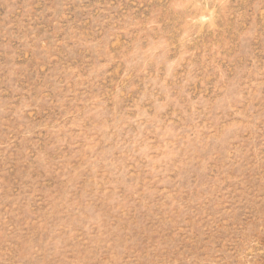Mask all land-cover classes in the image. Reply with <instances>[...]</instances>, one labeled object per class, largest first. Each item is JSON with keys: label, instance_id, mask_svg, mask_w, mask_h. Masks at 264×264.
Segmentation results:
<instances>
[{"label": "rangeland", "instance_id": "1", "mask_svg": "<svg viewBox=\"0 0 264 264\" xmlns=\"http://www.w3.org/2000/svg\"><path fill=\"white\" fill-rule=\"evenodd\" d=\"M0 264H264V0H0Z\"/></svg>", "mask_w": 264, "mask_h": 264}]
</instances>
